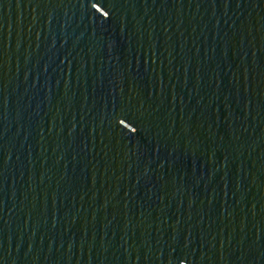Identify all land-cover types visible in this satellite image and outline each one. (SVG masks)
<instances>
[{
    "label": "water",
    "instance_id": "95a60500",
    "mask_svg": "<svg viewBox=\"0 0 264 264\" xmlns=\"http://www.w3.org/2000/svg\"><path fill=\"white\" fill-rule=\"evenodd\" d=\"M0 264H264V0H0Z\"/></svg>",
    "mask_w": 264,
    "mask_h": 264
}]
</instances>
